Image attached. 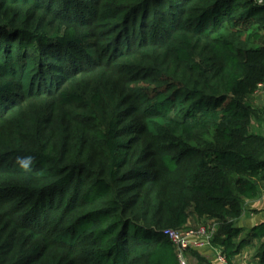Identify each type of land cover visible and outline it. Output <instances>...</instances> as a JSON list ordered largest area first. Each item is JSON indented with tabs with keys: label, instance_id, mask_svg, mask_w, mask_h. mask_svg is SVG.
Here are the masks:
<instances>
[{
	"label": "trees",
	"instance_id": "16d2710c",
	"mask_svg": "<svg viewBox=\"0 0 264 264\" xmlns=\"http://www.w3.org/2000/svg\"><path fill=\"white\" fill-rule=\"evenodd\" d=\"M48 16L104 28L113 57L170 50L189 72L174 81L162 65L117 62L147 84L137 93L145 130L179 149L161 155L174 198L146 189L151 158L134 154L118 107L100 110L94 97L81 130L8 121L32 101L83 103L66 79L102 63L87 58L79 27L47 34ZM263 82L264 0H0V126L13 140L0 141V172L19 180L0 187V264H180L163 232L190 222L216 224L213 246L229 264L246 245L264 264V222L236 225L264 192V137L244 132L251 117L264 122V104H252Z\"/></svg>",
	"mask_w": 264,
	"mask_h": 264
},
{
	"label": "rangeland",
	"instance_id": "374dc122",
	"mask_svg": "<svg viewBox=\"0 0 264 264\" xmlns=\"http://www.w3.org/2000/svg\"><path fill=\"white\" fill-rule=\"evenodd\" d=\"M76 22H67L63 25L59 24L53 17H45L42 21L43 30L49 34L56 36L57 33H63L64 30H69L73 26L79 27L80 31L87 34V41L92 43L86 53L87 58L91 60H99L103 57L100 65L89 66L87 72H71L66 79L67 85L63 88L64 92L77 94L83 97V103L65 105L58 102L57 99L45 98L39 102H29L13 118H9V122H17L19 126L29 128L31 118L38 117L39 121L43 122L42 126L51 128L59 125L62 128L66 125L80 129L89 123L88 117L90 110L93 109V99L98 98L100 102V110H107L109 107H118L123 111L122 121L124 135L127 139L130 138L134 142V154L151 158L147 163L146 170L148 171L149 184L146 189H150L152 195L161 193L165 197L172 199L176 196L179 187L178 179L168 173H164L161 168V155L165 151L171 153L179 152L176 146H170L167 149H162L165 146L171 145V140L167 138H154L147 130H145V120L141 114L140 104L144 96H138V92L147 84L142 80H133L138 73H129L128 70L121 75L120 67L117 62L121 56H124L118 63H124L129 66L136 65H162L164 74L174 81L184 80L189 77V72L180 66V62L170 50H148L139 51L137 54L126 56V54L118 57L117 55H109L105 53V35L106 31L101 32L100 26L97 24H88L84 22L80 25H75ZM101 23V22H97ZM100 33V35L98 34ZM173 47H179L180 44L170 41ZM202 48H207L209 41L204 40ZM257 45V43H256ZM206 53V51L204 52ZM122 61V62H121ZM100 68V69H99ZM21 98H25V94H20ZM59 96V95H58ZM20 98V99H21ZM21 99V100H22ZM255 106V98L252 100ZM25 109V110H24ZM39 122V123H40ZM10 124L6 122L0 126V141L7 144H12V138L6 134L10 132ZM81 130V129H80ZM246 135L264 137V122L262 120L251 117L250 122L244 131ZM196 144V143H195ZM181 152V149H180ZM180 167L186 166L183 159H180ZM143 165H145L143 163ZM5 182H19L18 178L0 172V187L5 186ZM180 183H184L180 179ZM264 195V192L262 193ZM175 200H172V204ZM210 223V222H208ZM203 223L190 222L187 226L197 228ZM207 224V223H204ZM193 256V253H191ZM194 257V256H193Z\"/></svg>",
	"mask_w": 264,
	"mask_h": 264
},
{
	"label": "built area",
	"instance_id": "2783aa9c",
	"mask_svg": "<svg viewBox=\"0 0 264 264\" xmlns=\"http://www.w3.org/2000/svg\"><path fill=\"white\" fill-rule=\"evenodd\" d=\"M255 103L264 104V82L259 85L254 95ZM217 232L213 222L200 225L197 228L188 227L184 230L166 229L163 235L169 239L176 250L180 264H188L187 254L192 251H202L213 247V241ZM216 257L220 264H229L226 257L216 249Z\"/></svg>",
	"mask_w": 264,
	"mask_h": 264
},
{
	"label": "crops",
	"instance_id": "0c3cea01",
	"mask_svg": "<svg viewBox=\"0 0 264 264\" xmlns=\"http://www.w3.org/2000/svg\"><path fill=\"white\" fill-rule=\"evenodd\" d=\"M262 104V103H261ZM264 222V195L261 194L254 200H248L245 203L244 213L239 221L237 227L244 230H250L255 226ZM245 234L240 236L238 241L243 240ZM193 252L187 254L188 264H199L197 258L191 255ZM201 257L207 259L211 264H220L216 257V248H206L198 252ZM255 248L252 245H246L241 250L240 254L233 259L232 264H257L258 260L255 258Z\"/></svg>",
	"mask_w": 264,
	"mask_h": 264
}]
</instances>
